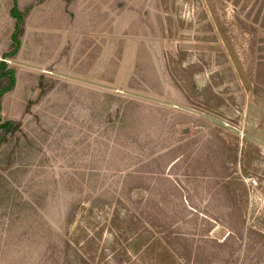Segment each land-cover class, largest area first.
<instances>
[{"label": "rangeland", "instance_id": "1", "mask_svg": "<svg viewBox=\"0 0 264 264\" xmlns=\"http://www.w3.org/2000/svg\"><path fill=\"white\" fill-rule=\"evenodd\" d=\"M1 62L0 264H264V0H0Z\"/></svg>", "mask_w": 264, "mask_h": 264}, {"label": "trees", "instance_id": "2", "mask_svg": "<svg viewBox=\"0 0 264 264\" xmlns=\"http://www.w3.org/2000/svg\"><path fill=\"white\" fill-rule=\"evenodd\" d=\"M17 28H19V24L17 25ZM13 41L14 43L17 44L18 47L20 45V34L19 36L18 34L14 35ZM16 82H17L16 70L14 68H10L6 62H1L0 63V131H3L1 134L2 139L4 138V132L10 133L14 129H16L15 123L3 122L1 117V107H2L1 100L6 93L12 91L15 88Z\"/></svg>", "mask_w": 264, "mask_h": 264}, {"label": "built area", "instance_id": "3", "mask_svg": "<svg viewBox=\"0 0 264 264\" xmlns=\"http://www.w3.org/2000/svg\"><path fill=\"white\" fill-rule=\"evenodd\" d=\"M252 183H253V185H255V186L257 185V182H256V181H253Z\"/></svg>", "mask_w": 264, "mask_h": 264}]
</instances>
